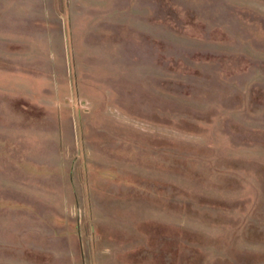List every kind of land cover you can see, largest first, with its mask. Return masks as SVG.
<instances>
[{
	"label": "rangeland",
	"instance_id": "1",
	"mask_svg": "<svg viewBox=\"0 0 264 264\" xmlns=\"http://www.w3.org/2000/svg\"><path fill=\"white\" fill-rule=\"evenodd\" d=\"M0 264H264V0H0Z\"/></svg>",
	"mask_w": 264,
	"mask_h": 264
}]
</instances>
